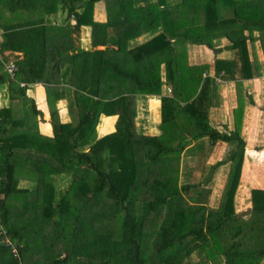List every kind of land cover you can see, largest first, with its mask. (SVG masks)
<instances>
[{
  "label": "trees",
  "instance_id": "16d2710c",
  "mask_svg": "<svg viewBox=\"0 0 264 264\" xmlns=\"http://www.w3.org/2000/svg\"><path fill=\"white\" fill-rule=\"evenodd\" d=\"M30 9L40 12L27 18ZM84 26L88 50L76 44ZM0 30V54H22L13 77L0 60V94L5 86L9 101L0 107V226L18 246L15 257L0 242V264H192L198 252L205 259L195 264H264V190H251L245 212L234 200L246 155L244 109L254 104L243 82L262 73L254 34L263 36L264 55V0H0ZM221 40L231 60L217 58ZM188 44L212 50L213 75L208 63L188 62ZM162 64L171 95H162ZM228 81L233 129L220 133L209 110ZM38 83L52 137L40 133L42 112L27 95ZM137 96L160 100L158 134L135 130ZM111 116L115 131L98 138L101 117ZM203 138L209 151L226 144L222 159L203 168L199 156V175L181 179V153ZM219 170L225 187L210 206Z\"/></svg>",
  "mask_w": 264,
  "mask_h": 264
},
{
  "label": "crops",
  "instance_id": "0c3cea01",
  "mask_svg": "<svg viewBox=\"0 0 264 264\" xmlns=\"http://www.w3.org/2000/svg\"><path fill=\"white\" fill-rule=\"evenodd\" d=\"M5 12V11H4ZM228 13V14H227ZM227 16H231V13L227 12ZM61 12L57 14V25H61ZM224 14V13H223ZM94 18L97 21L103 22L104 17L102 13H94ZM58 27V26H56ZM255 36H258L259 39H262L260 34L255 33ZM150 38V36H142L138 38L136 41L132 43V45H138L141 43H144ZM255 41L254 43V52H255V59L257 60L258 64L261 67V75L257 78H253L251 80H246L243 82V87L246 90V93L252 96V99L254 101L253 105L246 106L244 109V116H243V124H242V135L244 139L247 141L246 144V152L247 151H254V153H264V55L262 48L260 46V41ZM221 43L218 44V48L221 49V52L217 55L218 59H224V60H231L233 58V52L227 50L224 46L227 44L225 41L221 40ZM76 44L85 50L91 49V29L87 26L82 27L81 29V35L78 39H76ZM104 47H98L97 49H103ZM187 53H188V62L190 64H201V63H208L211 67L210 75L214 74L213 66H214V54L212 50L206 49L201 46L197 45H187ZM249 53L251 54V50L249 47ZM3 56V59H11V61L17 62L19 59L22 58V54L18 52H2L0 54ZM250 58L252 59V55H250ZM161 77H162V95H167V86L165 83V66L162 64L161 66ZM5 86L2 87L1 91H3L0 94V102L2 103V106H7L9 101L8 97L5 94ZM37 88V89H36ZM39 91V92H38ZM27 95L29 98L34 99L35 105L37 109H39L37 97L38 95H41L43 98V104H45L47 110V104H46V95H45V89L42 84H34L33 86H29V90L27 91ZM219 95H220V103L212 105V107L209 110V124L211 127L219 131L220 133H227L228 131H231L230 127L232 126L230 123V118L227 119V109L231 107V110L233 111L234 107L236 106L235 103V90H234V84L230 81L228 82H221L220 88H219ZM158 97L155 96H137L136 97V118L138 115H141L139 118H135V130L138 134L141 135H149L153 136L158 134V126L160 124V100L157 99ZM156 99L158 100V107L152 111L151 109V100ZM66 100H60L57 105L60 107L58 110L60 121L62 123H68L69 120H66V117L68 116V109L66 105ZM216 103V102H215ZM64 105V108L61 107V105ZM68 104V103H67ZM42 112V119L40 116L38 117L39 123V131L42 135V129L41 125L49 124V119L45 120V112H43L41 109H39ZM63 110V111H62ZM49 115V113L47 112ZM112 118V122L109 123V125H105L108 130H114L115 121L117 119V116H111V117H101L100 124L102 122H106L105 119ZM229 121V122H226ZM40 124V125H39ZM99 124V125H100ZM140 124H143L140 125ZM98 125V126H99ZM98 128V127H97ZM98 130V129H97ZM222 131V132H221ZM114 132V131H113ZM110 132V133H113ZM252 132L255 133L256 138L250 137L251 141H248L247 135H251ZM50 135H47L48 137H52V127L50 125ZM109 134V133H108ZM106 134H103L99 136L98 138L104 136ZM46 136V135H44ZM209 141L206 138H203L199 141H193L190 145H188L183 152L181 153V166H182V157L188 156V157H201L204 161V164L207 166H212L214 164L213 158L217 159V162L220 161L225 153L226 150V144L222 142H217L213 148L209 151L208 150ZM262 146V148H260ZM259 148V149H258ZM217 151V152H216ZM221 159H218L216 156H218ZM254 156V155H253ZM249 160L252 161L254 164L256 162L255 159H249V157L246 159L244 157V164L242 167V171L245 167L249 166ZM194 165V160L191 159L188 162H186V165L188 166ZM252 164V165H253ZM183 169V167L181 168ZM21 187H27L26 183L24 181L20 182ZM67 185V182H63L61 184V188L63 186ZM257 189V188H252ZM252 189L242 188L240 185L239 189L236 190V196L235 200L239 203H243L245 206L244 208L249 209L251 207L250 203V192ZM264 190V189H262ZM237 211V210H236Z\"/></svg>",
  "mask_w": 264,
  "mask_h": 264
},
{
  "label": "rangeland",
  "instance_id": "374dc122",
  "mask_svg": "<svg viewBox=\"0 0 264 264\" xmlns=\"http://www.w3.org/2000/svg\"><path fill=\"white\" fill-rule=\"evenodd\" d=\"M34 12H36V15H38V12H40L39 10H36V9H30V11H23V14L24 16H26L27 18H32L33 17V14ZM2 14H5L7 15V13L3 12ZM145 36H148V34H146ZM7 61H11V59H8ZM37 89V88H36ZM234 90H235V87H234ZM39 92V91H38ZM40 95H38L37 97V101H38V105H39V109H41L43 112H45V120H48L50 115L47 114L48 110L45 106V104L42 103V105H40L39 103V98ZM43 99V98H42ZM67 106V109H68V104L66 102V105L65 107ZM0 107H2V103L0 102ZM59 110V106L57 105L56 106ZM61 107L64 108V105L62 104ZM63 111V110H62ZM227 116L226 118L229 119L230 118V123H231V127L230 129L232 130L233 129V111L231 110V107L227 109ZM141 115H138L137 118H139ZM69 114L68 116L66 117V120H69ZM71 118V117H70ZM136 118V119H137ZM229 121H226V122H229ZM108 122V123H107ZM112 120L110 121H106V122H102L99 126H98V134L99 136L103 135V134H106L108 135V133L110 134V132H113L115 131V128L114 130H111L110 129L108 130V128L105 126V125H109V123H111ZM40 125V124H39ZM143 126V124H140ZM42 133L44 135H50L49 132H44L43 130H41ZM222 132V131H221ZM149 135V133L147 134ZM255 137L256 138V135L254 132H252L251 135H247V138H248V141L250 142L251 141V138L250 137ZM252 142V141H251ZM264 143V142H263ZM264 145V144H262ZM260 148H262V146H260ZM259 149V148H258ZM246 151V150H245ZM217 152V151H216ZM248 152V151H247ZM246 152V155L244 156L246 159L249 157V159H255L256 162L253 164L251 160H249V166L248 167H245L244 170L242 171L241 173V177H240V182H239V186L237 189H239L240 185L242 186V188H247V189H252V188H257V189H264V153H254V151H249V153ZM254 155V156H253ZM218 159H221L218 156H216ZM193 159L194 160V165L192 166H188L186 165V162L189 163V161ZM209 161H214L212 164L215 165L217 163V159L216 158H213L212 160H209ZM253 164V165H252ZM206 165L203 166V168L205 167ZM182 167H183V171H182V174H181V179H188L189 177H191L192 173H194V170H196L197 173H195V175L197 174V176L199 175V170L201 168V159L200 158H197V157H188V156H184L182 157ZM208 167V166H206ZM223 171L222 170H219L216 172L215 176L213 177V184L212 186L210 187V193L208 196V203L210 206L214 205L215 204V200L218 199L220 197V193L222 192V190L224 189V185H223V180H224V176H223ZM201 176H203L202 174V171H201ZM181 182H184V180H182ZM59 184V182L57 183ZM27 185L30 186L29 183H27ZM66 188V185L62 187V189L64 190ZM63 194V193H62ZM236 196V194H235ZM235 200V199H234ZM244 204L243 203H239L238 201L235 200V208L237 210V212H245L247 210V208H244ZM205 259V256H204V253L203 252H198V254H195L192 256L191 258V263L192 264H195V263H198L200 260H203L204 261ZM209 264H218L217 263V260L216 261H211L209 262Z\"/></svg>",
  "mask_w": 264,
  "mask_h": 264
},
{
  "label": "built area",
  "instance_id": "2783aa9c",
  "mask_svg": "<svg viewBox=\"0 0 264 264\" xmlns=\"http://www.w3.org/2000/svg\"><path fill=\"white\" fill-rule=\"evenodd\" d=\"M72 19H74V16H72ZM1 35H2V31L0 30V36ZM0 60H3V56L1 55H0ZM2 64H3V71L6 72L8 76L13 77L17 69L15 61H5V62L2 61ZM21 86L24 85L21 84ZM166 91H167V95H171L170 88H167ZM0 239L2 245L6 249H9V251L13 254V256L17 257L18 246L16 242L11 239L7 231L2 226H0Z\"/></svg>",
  "mask_w": 264,
  "mask_h": 264
},
{
  "label": "clouds",
  "instance_id": "9594fccd",
  "mask_svg": "<svg viewBox=\"0 0 264 264\" xmlns=\"http://www.w3.org/2000/svg\"><path fill=\"white\" fill-rule=\"evenodd\" d=\"M71 20H72V17H71Z\"/></svg>",
  "mask_w": 264,
  "mask_h": 264
}]
</instances>
